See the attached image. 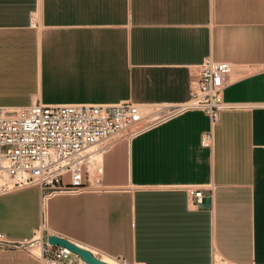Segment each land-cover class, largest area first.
I'll list each match as a JSON object with an SVG mask.
<instances>
[{"label": "crops", "instance_id": "1", "mask_svg": "<svg viewBox=\"0 0 264 264\" xmlns=\"http://www.w3.org/2000/svg\"><path fill=\"white\" fill-rule=\"evenodd\" d=\"M209 57L235 66L232 106L114 143L91 189L49 198L52 234L120 264H264V0H0V108L182 103ZM42 217L38 186L0 195L6 239H31ZM0 264L42 263L1 249Z\"/></svg>", "mask_w": 264, "mask_h": 264}, {"label": "built area", "instance_id": "2", "mask_svg": "<svg viewBox=\"0 0 264 264\" xmlns=\"http://www.w3.org/2000/svg\"><path fill=\"white\" fill-rule=\"evenodd\" d=\"M234 68L229 61L206 58L191 74L189 100L177 104L36 101L25 107L0 108V195L38 186L43 209L42 220L31 239L14 242L0 234V250H25L42 264H90L67 247L49 242L52 233L45 213L49 198L91 189L103 171L97 157L120 139L188 110H202L215 120L221 111L232 106L222 93ZM210 140L211 134L203 136V144L208 145ZM184 189L195 206H203L211 197L199 187L189 185ZM213 257L218 258L216 253Z\"/></svg>", "mask_w": 264, "mask_h": 264}, {"label": "water", "instance_id": "3", "mask_svg": "<svg viewBox=\"0 0 264 264\" xmlns=\"http://www.w3.org/2000/svg\"><path fill=\"white\" fill-rule=\"evenodd\" d=\"M209 203H210V198H206L205 205H209ZM48 240L53 245H60L63 247H67L72 252L80 255L84 261L90 264H111L105 262L102 258L93 254V252L90 251L89 249L84 248L63 236L52 234L48 236Z\"/></svg>", "mask_w": 264, "mask_h": 264}, {"label": "bare ground", "instance_id": "4", "mask_svg": "<svg viewBox=\"0 0 264 264\" xmlns=\"http://www.w3.org/2000/svg\"><path fill=\"white\" fill-rule=\"evenodd\" d=\"M98 158V161L100 162V160L102 159L101 158V155L97 157ZM36 249H38V247H35ZM92 252L97 254L98 252L96 250H93L92 249ZM101 253V252H100ZM101 258L105 261V262H108V263H117L114 259L106 256V255H102Z\"/></svg>", "mask_w": 264, "mask_h": 264}, {"label": "rangeland", "instance_id": "5", "mask_svg": "<svg viewBox=\"0 0 264 264\" xmlns=\"http://www.w3.org/2000/svg\"><path fill=\"white\" fill-rule=\"evenodd\" d=\"M101 161V160H100Z\"/></svg>", "mask_w": 264, "mask_h": 264}]
</instances>
